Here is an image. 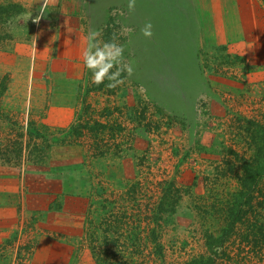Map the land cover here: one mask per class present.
Returning a JSON list of instances; mask_svg holds the SVG:
<instances>
[{"label": "rangeland", "instance_id": "rangeland-1", "mask_svg": "<svg viewBox=\"0 0 264 264\" xmlns=\"http://www.w3.org/2000/svg\"><path fill=\"white\" fill-rule=\"evenodd\" d=\"M220 1L211 18V0H136L131 12L128 0H48L36 22L43 0H0V175L8 166L21 188L13 200L30 234L17 254L0 249V264H187L205 252V227L220 224L195 212L228 148L249 147L239 117L264 121V0ZM72 13L85 35L115 34L134 72L99 89L84 69L74 116L56 121L32 70L47 86L63 79L49 62Z\"/></svg>", "mask_w": 264, "mask_h": 264}, {"label": "trees", "instance_id": "trees-1", "mask_svg": "<svg viewBox=\"0 0 264 264\" xmlns=\"http://www.w3.org/2000/svg\"><path fill=\"white\" fill-rule=\"evenodd\" d=\"M242 119L245 122L240 125V129H244L241 135L249 147L244 155L228 148L217 175L207 186V197L201 209L195 212L217 221L220 227L214 231L211 230L213 224L205 227L206 250L187 264H215L222 256L236 263L243 262L247 256L264 258V121L239 117L240 121ZM223 145L226 146L224 142ZM229 154H233L234 159L229 158ZM137 186L138 183L132 184V189L138 190ZM165 202L163 198L159 202L156 217L162 214ZM156 245L161 253L163 245ZM248 261L255 264L251 258Z\"/></svg>", "mask_w": 264, "mask_h": 264}, {"label": "crops", "instance_id": "crops-1", "mask_svg": "<svg viewBox=\"0 0 264 264\" xmlns=\"http://www.w3.org/2000/svg\"><path fill=\"white\" fill-rule=\"evenodd\" d=\"M214 1H216L219 5L215 6V12H211V18L218 13L217 10L220 11V9L225 8L220 0H211V8L214 7L213 4H216ZM229 1L238 5L240 2V0ZM200 5H202V2L198 1L197 7H200ZM238 5L236 7L239 8ZM183 12H188V10ZM203 13L205 12L201 6L200 15L197 16L196 19L198 22L205 18L204 16L201 18V16L204 15ZM75 16L74 13H72V15L69 16L67 23L61 25L59 31L61 43H59L58 57H53L49 62L51 67L55 71L59 72L63 79L58 82H50L47 86L44 82H40L44 80L43 76L45 75V70L42 66L36 65L38 67L33 68L32 70L34 82L32 81L31 89L33 92L35 90V94H39L38 96L41 94L40 90L48 92V95L47 93L44 94L47 95L48 99L49 115L57 117L56 121H59L58 119L72 118L74 116V107L79 93L78 82L83 77L84 69L86 70L81 56L82 49L84 47L82 38L86 35L85 32H83V27L80 22L78 20L73 21ZM245 16L246 15L242 12H236L235 19L241 24L243 19H245ZM63 31L64 33H62ZM228 36L231 35L228 34ZM7 169L8 166L5 167V171L3 172L4 174L0 175V249H3V247L7 245H11L13 247L12 252L14 255V253L17 254L18 243H21L20 240L25 241V237H28L30 234L26 235L27 232L23 230V222L25 221L23 216L24 210H21L17 205L18 203L13 200V192L17 191L18 193L21 191V188H16L13 180H10L13 178L8 176L9 173H7ZM38 180L39 179H34L31 181V189L37 188L40 183ZM17 183L20 186L21 179H19Z\"/></svg>", "mask_w": 264, "mask_h": 264}, {"label": "clouds", "instance_id": "clouds-1", "mask_svg": "<svg viewBox=\"0 0 264 264\" xmlns=\"http://www.w3.org/2000/svg\"><path fill=\"white\" fill-rule=\"evenodd\" d=\"M136 0H128V10H135ZM48 0H43L39 9L40 14L35 17V21L39 22L41 17L47 11ZM123 15V10H119ZM132 29L122 26L121 34L127 35ZM145 37L151 38L153 35V25L151 21L145 23L141 29ZM84 47L82 49V60L84 66L90 70L92 83L96 85L102 84L105 79L109 81L106 87L115 89L124 83L123 74L126 72L132 75L134 68L131 62L124 58V46L120 44L115 36L109 41L101 38V31L98 29H89L83 38ZM115 69V71H113ZM141 90L142 87H141Z\"/></svg>", "mask_w": 264, "mask_h": 264}]
</instances>
